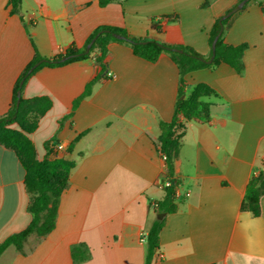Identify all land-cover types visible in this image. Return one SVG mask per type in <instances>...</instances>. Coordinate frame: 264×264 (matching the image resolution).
I'll use <instances>...</instances> for the list:
<instances>
[{
  "label": "crops",
  "instance_id": "obj_1",
  "mask_svg": "<svg viewBox=\"0 0 264 264\" xmlns=\"http://www.w3.org/2000/svg\"><path fill=\"white\" fill-rule=\"evenodd\" d=\"M9 1L0 0V118L34 50L53 61L69 47L81 49L97 28L114 27L207 57L213 23L241 0H109L104 6L99 0H20L17 13ZM261 2L249 0L223 27L225 44L245 46L241 73L219 62L184 77L183 98L200 85L212 91L199 99L208 117L184 122L172 160L177 211L162 218L151 264H264V194L257 216L242 209L246 186L264 161ZM156 22L160 32L151 29ZM22 85L24 100L50 102L27 135L36 159L52 158L50 144L59 142L73 167L54 229L30 235L21 251L7 247L0 264H145L143 236L157 219L153 203L163 199L160 180L168 174L157 147L158 124L174 112L176 65L164 53L150 63L127 44L110 42L102 63L90 54L43 66ZM24 175L16 153L0 143V242L31 221Z\"/></svg>",
  "mask_w": 264,
  "mask_h": 264
},
{
  "label": "trees",
  "instance_id": "obj_2",
  "mask_svg": "<svg viewBox=\"0 0 264 264\" xmlns=\"http://www.w3.org/2000/svg\"><path fill=\"white\" fill-rule=\"evenodd\" d=\"M9 2L11 13H17L20 0H10ZM108 2L109 0H99V5L104 6ZM260 7L262 12H264V2L260 3ZM228 19L222 22L223 27ZM218 20L219 19L215 20L209 31L208 45L210 47V52L207 57H203L189 46L167 45L148 38V36L136 39L129 36L124 30L114 27L97 28L81 49L69 47L65 53L66 55L82 53L86 45L99 31L108 30L109 33H103L97 37L87 54L71 58L62 63H52L46 60L32 72L27 74L28 70L35 63L44 60L34 50L32 60L21 74L18 84L15 87L12 106L7 114L3 118H0V143L11 148L16 153L18 161L24 170V185L29 195L27 211L31 216V221L25 229L8 236L0 242V255L10 246L14 247L17 251H21L23 242L30 235L35 234L37 237H44L54 229L59 199L61 194L68 187V176L73 167L66 159L47 157H44L42 160L36 159L34 145L27 135L36 129L39 116L47 110L50 106V102L46 99L24 100L22 96H20V102L17 107V92H21L23 87V85H19L20 81H23L24 84L35 71L43 66H61L73 61L83 60L90 56V54H96V61L102 63L107 55V46L110 42L127 44L131 48L134 56L150 63L156 62L162 53L168 55L179 72L178 98L171 120L168 122L161 121L158 124L160 134L157 147L160 155L164 157L166 161L168 174L165 178L160 180V185L164 191V197L162 200L153 203V210L155 213L172 214L177 211L175 199L178 188L177 181L172 178V160L179 150L180 138L184 130V122L190 120L203 122L207 120L208 105L200 102L199 99L200 97L212 94L209 88L200 85L196 87L188 98H181L184 96L186 88L184 77L189 72L212 67L219 62L230 64L238 73L242 71L241 59L245 46L240 45L233 47L225 44L222 40V33L216 42L215 54L212 62H207L212 55L211 45L213 39L220 29ZM151 29L160 32L161 27L159 23L156 22L152 23ZM112 33L125 36L130 42L115 39L111 35ZM175 50H180V52ZM99 78L102 77L99 76L86 85L84 92L78 100L87 97L91 93L93 85ZM12 124H16L18 129L10 128L9 126ZM48 146L49 142L45 145L46 150ZM263 194L264 161L263 170L259 174L252 176L246 186L242 209L248 210L254 216H257L259 214V199ZM164 221V219L154 220L145 235V244L147 247L145 264H151L154 256L159 250V233L164 226Z\"/></svg>",
  "mask_w": 264,
  "mask_h": 264
},
{
  "label": "water",
  "instance_id": "obj_3",
  "mask_svg": "<svg viewBox=\"0 0 264 264\" xmlns=\"http://www.w3.org/2000/svg\"><path fill=\"white\" fill-rule=\"evenodd\" d=\"M249 0H241L239 3H237L236 6H234L232 9H230L229 11H227L224 15H222L219 20H218V23H219V26H220V29L218 31V33L216 34V36L214 37L213 39V42H212V45H211V50H212V55L210 57V59L207 61L208 63L212 62L213 58H214V54H215V45H216V42L218 40V38L220 37L221 33H222V30H223V25H222V22L226 19H228L229 17H231L233 14L239 12L243 6L248 2ZM103 33H109L108 30H102V31H99L92 39L91 41L86 45L85 47V50L82 52V53H77V54H71V55H66V56H63L59 59H56V60H53V61H50L52 63H62V62H65L71 58H76L78 56H81L83 54H87L92 46V44L95 42V40L97 39V37ZM115 39H118V40H124L126 42H130V40L128 38H126L125 36H122L120 34H116V33H112L111 34ZM177 52H180V50H175ZM46 60H40L38 61L37 63H35L29 70H28V73L29 74L30 72H32L37 66H39L41 63L45 62ZM22 82L20 83V86L22 85ZM183 98V97H181ZM19 102H20V92L18 91L17 92V102H16V106L18 107L19 105ZM165 216L164 213H159L157 215V219H162L163 217Z\"/></svg>",
  "mask_w": 264,
  "mask_h": 264
},
{
  "label": "built area",
  "instance_id": "obj_4",
  "mask_svg": "<svg viewBox=\"0 0 264 264\" xmlns=\"http://www.w3.org/2000/svg\"><path fill=\"white\" fill-rule=\"evenodd\" d=\"M51 154L50 156L54 159H63L67 155V146L63 143L55 142L50 144ZM145 240V236H143Z\"/></svg>",
  "mask_w": 264,
  "mask_h": 264
}]
</instances>
